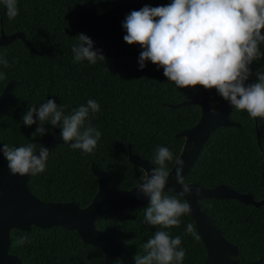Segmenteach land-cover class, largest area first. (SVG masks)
Here are the masks:
<instances>
[{"label": "trees", "instance_id": "16d2710c", "mask_svg": "<svg viewBox=\"0 0 264 264\" xmlns=\"http://www.w3.org/2000/svg\"><path fill=\"white\" fill-rule=\"evenodd\" d=\"M171 2L17 0L18 15L9 20L6 6L0 0V35L22 32L35 51H45L39 55L20 39L0 46V56L10 65L7 68L0 65V72L7 77L0 80V96L10 81H22L0 107V144L19 147L36 143L38 150L53 127L46 123L47 134L33 140L38 124L28 127L23 124L22 116L28 107H38L48 99L62 104L66 113L86 105L89 99L100 106V111L89 117L102 133L94 152L84 154L69 145H56L45 172L30 175L28 179L29 190L34 195L46 202L73 201L81 207L88 206L99 186L91 171L92 164L106 173L111 188L132 189L142 182L145 173L130 162L126 143L133 156L149 161L154 167L157 147L169 148L173 152V160L167 162L170 171L184 144L177 134L195 126L201 117L200 107L193 102L203 96L204 90L210 101L224 100L215 89L178 88L167 80L162 68L150 61L140 70L138 57L143 49L124 41L126 31L122 23L128 14L145 5L157 7ZM81 33L92 39L94 50H102L105 61L94 65L74 61L72 46ZM263 67L264 58L251 65L254 73ZM185 102L190 104L182 105ZM230 117L240 127H220L212 132L185 181L204 188L226 185L257 200L263 199L264 118L253 119L246 111L234 108ZM200 206L226 239L239 248L242 262L262 259L264 264V205L255 207L235 199H206ZM146 207L107 213L99 219L98 228L114 236L133 257L143 255V244L160 230L145 223ZM181 221L179 227L167 231L182 238L181 247L186 252L182 264H207L201 239L185 233L187 224L191 223L198 235L194 219L189 213ZM22 236H27L29 242L19 244ZM9 253L23 264H103L105 261L99 247L85 243L76 231L62 227L16 230ZM111 264L123 263L116 259Z\"/></svg>", "mask_w": 264, "mask_h": 264}, {"label": "clouds", "instance_id": "9594fccd", "mask_svg": "<svg viewBox=\"0 0 264 264\" xmlns=\"http://www.w3.org/2000/svg\"><path fill=\"white\" fill-rule=\"evenodd\" d=\"M7 17L13 20L18 15L17 0H3ZM128 45L143 49L138 57L140 70L147 62L163 69L167 80L180 88L202 86L215 89L218 94L238 111H246L255 118H264V72L251 69L253 62L264 58V0H172L170 4L151 7L145 5L133 10L122 23ZM72 46L74 61L96 64L105 61L102 50H94L90 37L81 33ZM15 63V61H13ZM0 65L10 67L9 61L0 56ZM255 75L257 82L247 83ZM6 74L0 72V80ZM100 111L99 104L89 99L86 105L66 113L62 104L48 99L38 107H28L22 116L24 125L38 124L32 139L45 136V124L59 127L60 138L74 150L91 154L97 147L102 133L91 124L90 114ZM212 115H217L215 108ZM0 153L7 161L13 176H36L45 172L49 149L43 144L37 150L36 143L19 147L3 144ZM173 160V152L158 146L151 172L146 171L142 183L136 187L137 198L145 197L150 203L144 208V221L156 231L143 244L144 254L134 256V264H182L186 252L181 247V236L173 237L169 231L179 227L181 217L192 212L186 199L203 195L200 189L185 182L184 161H177L175 182L181 188L166 191L170 173L167 162ZM172 192L173 195L168 193ZM185 233L199 240L193 224L186 226ZM27 236L18 243H28ZM127 241L126 243H131Z\"/></svg>", "mask_w": 264, "mask_h": 264}, {"label": "water", "instance_id": "95a60500", "mask_svg": "<svg viewBox=\"0 0 264 264\" xmlns=\"http://www.w3.org/2000/svg\"><path fill=\"white\" fill-rule=\"evenodd\" d=\"M16 39L23 41L33 52L39 55L45 54V51H35L30 46L29 39L22 32L13 34L2 32L0 46H5ZM260 71L264 72V67ZM257 79L258 77L254 75L247 83H255ZM21 83L22 81L16 80L8 83L0 96V107L7 101L13 88ZM193 103L200 107L201 117L195 126L177 134L178 138L184 139V144L179 157L169 171L170 179L166 191L170 189H174L177 193L181 191L174 179L178 166L177 161H184L183 175L186 178L212 132L220 127H240V124L230 117L233 107L229 102L225 100L212 102L204 90L203 96ZM188 104L190 102H185L182 105ZM213 108L217 111L215 116L212 115ZM58 144L68 145L61 140L60 129L56 127L44 137V145L51 153ZM126 146L129 149L130 162L142 169L145 175L146 171L150 173L154 166L145 159L133 156L128 143ZM0 147H2L1 144ZM91 171L97 177L99 186L95 197L88 206L81 207L73 201L46 202L29 190L28 179L30 176L19 177L10 173L7 161L0 153V264H23L17 256L9 253L12 234L16 230L30 231L33 227L41 229L62 227L76 231L85 243L97 246L102 250L105 257L103 264H111L116 259L123 264H134L132 253L114 236L100 230L98 221L107 213L119 212L137 206H148L150 201L145 197L137 198L136 187L140 183L130 190L113 189L109 186L106 173L101 168L92 164ZM186 183L193 188L194 192L196 189H200L203 193L199 198L193 195L186 199L191 204L190 215L195 221L198 235L206 249L205 262L207 264H261L262 259L242 262L239 248L226 239L223 232L201 209L200 204L206 199H235L246 205L260 207L264 205V198L257 200L249 193L238 192L226 185L204 188L196 182Z\"/></svg>", "mask_w": 264, "mask_h": 264}]
</instances>
